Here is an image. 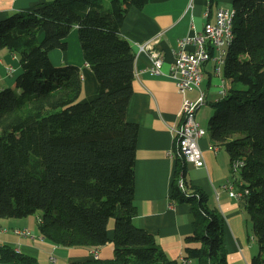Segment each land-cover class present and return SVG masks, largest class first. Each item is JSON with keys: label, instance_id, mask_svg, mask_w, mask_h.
Here are the masks:
<instances>
[{"label": "trees", "instance_id": "obj_1", "mask_svg": "<svg viewBox=\"0 0 264 264\" xmlns=\"http://www.w3.org/2000/svg\"><path fill=\"white\" fill-rule=\"evenodd\" d=\"M147 0H49L0 20V48L17 52L21 71L0 88V217L40 210L37 226L65 246H98L111 240L113 256L66 264H227L224 217L207 195L177 185L186 163L175 157L170 196L189 201L193 230L181 258H169L152 234L133 223L134 164L138 125L128 121L134 59L119 27L130 6ZM234 38L223 68L230 85L211 103V140L232 159H243L245 208L259 245L251 264H264V0H232ZM76 26L83 58L98 82L97 94L79 99L80 67L55 65L53 48H66ZM42 32L39 40L38 34ZM114 218L113 235L108 223ZM0 261L41 263L0 244Z\"/></svg>", "mask_w": 264, "mask_h": 264}, {"label": "crops", "instance_id": "obj_2", "mask_svg": "<svg viewBox=\"0 0 264 264\" xmlns=\"http://www.w3.org/2000/svg\"><path fill=\"white\" fill-rule=\"evenodd\" d=\"M44 1L49 0H0V20L14 12L32 9ZM220 5L232 6V0H147L142 7L130 6L119 27L120 34L130 42L135 54L132 94L125 112L126 119L138 125L134 164L137 214L133 217V223L152 234L169 258H181L185 237L193 230L191 203L177 201L170 196L175 166V156L171 150L174 129L182 119L183 97L194 99L198 91L193 89L182 94L168 72L176 57L178 38L192 35L202 30L206 22L214 21ZM76 30L74 26L66 36V48L51 49L49 57L55 65L76 64L80 67L82 85L87 90V96L81 100H88L97 94L98 82L83 55H70L69 39L73 38L76 42ZM150 39L154 40V48L163 57V73L159 75L146 71L150 63L149 55L138 50L140 43ZM202 70L201 87L206 98L204 106L218 100L221 95L220 77L213 72L212 60L204 62ZM20 71L18 53L0 48V88L12 85ZM202 106L196 112L200 125L202 116L199 110ZM212 112L213 107H209L206 117ZM198 144L203 152L202 162L198 165L186 163V184L200 188L207 195L208 206L217 208L223 215L222 240L227 264H251L253 256L259 253V245L251 232L245 197H232L223 188L232 175L229 155L222 146L211 140L210 133L206 131L198 139ZM24 227L33 236L14 231ZM107 228L111 238L113 225L108 223ZM5 243L19 252L36 257L41 263L54 264H66L71 260L93 256L108 259L113 256L114 248L111 240L98 246L55 244L40 234L37 221L30 226L28 216L0 217V244ZM50 256L54 257V262H50ZM260 256L264 257L262 254Z\"/></svg>", "mask_w": 264, "mask_h": 264}, {"label": "built area", "instance_id": "obj_3", "mask_svg": "<svg viewBox=\"0 0 264 264\" xmlns=\"http://www.w3.org/2000/svg\"><path fill=\"white\" fill-rule=\"evenodd\" d=\"M227 18V6H218L214 21H208L203 29L192 35H185L177 40V51L174 62L170 65L169 76L175 81L177 89L182 94L189 90L196 89L197 96L190 99L183 97L181 103V122L174 129V145L171 150L172 155L185 161L198 165L202 162L203 152L198 144L203 127L196 120V112L200 106L206 102L205 92L201 87L203 80L202 64L207 61L213 62V72L218 75V59L225 46L224 26ZM211 38L220 39V51L212 52ZM153 39L144 41L138 45L139 51H145L149 55L150 63L146 71L153 75L162 74L163 57L153 46ZM189 46V47H188ZM220 95L225 94L224 87L220 86ZM235 163H241L240 158L235 159ZM223 188L232 197L241 198L242 188H235L233 182L226 181ZM189 191V190H186ZM14 231L21 235L33 234L27 227L16 228ZM50 262H54V257H49Z\"/></svg>", "mask_w": 264, "mask_h": 264}, {"label": "bare ground", "instance_id": "obj_4", "mask_svg": "<svg viewBox=\"0 0 264 264\" xmlns=\"http://www.w3.org/2000/svg\"><path fill=\"white\" fill-rule=\"evenodd\" d=\"M236 14V8L234 6H227V18H226V24L224 26V48L221 52L219 59H218V76L220 77V86L224 87V91L226 92L228 87L227 86V78L223 74V68L226 61V53L228 46L231 45V42L234 38V32H233V20ZM211 46H212V52H219L220 51V39L218 38H211ZM205 133V129H203L201 136ZM241 163H235V159L230 160V171L231 176L226 181L233 182V185L235 188H242L241 191V197H244L248 193V189L243 185V181L240 179V169L242 165L244 164V160L240 158ZM176 183L178 187L186 194H190L187 189V184L184 179V176L181 174H177Z\"/></svg>", "mask_w": 264, "mask_h": 264}, {"label": "rangeland", "instance_id": "obj_5", "mask_svg": "<svg viewBox=\"0 0 264 264\" xmlns=\"http://www.w3.org/2000/svg\"><path fill=\"white\" fill-rule=\"evenodd\" d=\"M108 1H109V0H102V2H103L105 5L108 4ZM69 32H70V31H69ZM68 34H69V33H68ZM67 36H68V35H67ZM38 37H39V40L42 38V32H40V33L38 34ZM65 39H67V37H66ZM69 41H70V55L73 56V57H75V55H81V56H82V52H81V48H80V43H79V40H78V33H77V30H76V42L74 41L73 38L69 39ZM72 60H73V59H72ZM219 83H220V79H219ZM227 83H229V80H228ZM86 96H87V90H86V87H85V85H82V91H81V95H80L79 99H82V98H84V97H86ZM209 107H212V105H211V104H205V105L202 106V107L200 108V110H199V113H200V115L202 116V118H201V125L204 127V129H205V131H206L207 133H209V131H208V129H207V122H208V118H209L210 115H209L208 117H206V116H207V109H208ZM222 149H224V148H222ZM39 216H40V210H37V211H35L34 213L28 215V222H29L30 226L34 225V224L36 223V221L38 222V218H39ZM18 219H20V218H18ZM249 222H250V225H251L250 218H249ZM109 224L114 225V218H111V219L109 220ZM43 258L46 259L45 256H43Z\"/></svg>", "mask_w": 264, "mask_h": 264}, {"label": "water", "instance_id": "obj_6", "mask_svg": "<svg viewBox=\"0 0 264 264\" xmlns=\"http://www.w3.org/2000/svg\"><path fill=\"white\" fill-rule=\"evenodd\" d=\"M0 264H14V263H9V262H1V261H0Z\"/></svg>", "mask_w": 264, "mask_h": 264}]
</instances>
